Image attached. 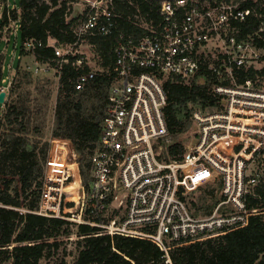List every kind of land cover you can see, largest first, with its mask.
<instances>
[{"label":"built area","instance_id":"built-area-1","mask_svg":"<svg viewBox=\"0 0 264 264\" xmlns=\"http://www.w3.org/2000/svg\"><path fill=\"white\" fill-rule=\"evenodd\" d=\"M247 1L162 0L161 20L144 26L148 33L138 40L119 33L88 187L73 142L55 138L39 208L33 212L94 225L112 236L151 240L163 252L165 264H173L170 251L174 247L242 229L251 217L264 214V207L250 208L248 204V196L264 180V163L262 169L255 167L264 157V82L238 84L233 75V68L253 66L262 57L263 48L254 38L240 40L232 29L234 22H244L252 13L245 8ZM252 1L264 8V0ZM0 7L7 9L9 19L3 30H20L19 20H13L10 12L16 4L0 3ZM116 22L111 7L94 4L73 44L61 47L49 39L48 45L54 48L49 63L59 74L70 57H78L73 65H89L78 53V45L96 36H112ZM212 41L222 48L220 60L209 68L217 78L214 90L221 96L223 108L209 113L195 110L182 158L167 160L164 149L170 136L164 81L170 75L191 81L206 64L204 51ZM24 45L34 50L42 43L30 39ZM3 71L0 93L6 92V102L13 77L9 65H3ZM98 73L91 69L80 72L75 90L83 91ZM228 79L231 84H224ZM206 187L214 189L217 202L206 215H196L187 197ZM20 200L21 206L12 207L21 213L30 211L21 193Z\"/></svg>","mask_w":264,"mask_h":264},{"label":"trees","instance_id":"trees-1","mask_svg":"<svg viewBox=\"0 0 264 264\" xmlns=\"http://www.w3.org/2000/svg\"><path fill=\"white\" fill-rule=\"evenodd\" d=\"M72 1L74 0L40 3L18 1L22 14L18 16L12 10L11 18L19 20L21 25L18 37L20 54L31 51L38 61L50 62L54 58V48L48 45L49 39L55 40L61 47L76 41L73 29L75 19L67 20L71 14ZM161 1L112 0V10L117 21L113 35L90 38V43L101 57L104 71L98 73L96 79L83 91L75 90L74 81L80 72H87L90 67L87 64L82 67L73 65L78 57H70L69 62L63 66L52 136L73 142L81 157V171L87 187L91 178V156L98 147L101 123L106 114L107 97L113 78L109 73L115 62L118 35L124 33L138 40L148 33L149 30L139 24L135 16L139 14L147 22L157 25L161 20ZM245 8H250L252 13L244 22H234L232 29L240 40L254 38L257 46L264 49V30L260 31L264 25V8L252 0L246 2ZM8 22L7 11L4 10L0 24V45L3 41L2 30ZM30 39L41 42L42 45L29 51L24 44ZM3 59L0 56V81L4 75ZM233 75L238 84L246 80L261 79V83H256L260 85L264 82V65L261 68L235 67ZM216 84L217 78L207 63L189 82L172 75L164 81L167 91L164 113L170 137H179L192 127L195 110L209 113L223 108L221 96L214 90ZM224 84H231V80L224 81ZM92 93L97 102L87 106L85 98L87 95L92 96ZM30 108L20 99L15 100L3 110L4 122L0 120V129L5 126L4 131L0 130V157L10 159L15 165L13 172L5 174V177L0 175V190L5 191L10 187L18 189L17 193L9 195L0 191V203L3 205L0 206V264H44V260L58 254L66 243L65 239L75 232L73 227L76 228L78 237L75 241L78 254L73 264H165L163 252L151 240L117 234L112 236L104 234L100 227L94 225L74 224L64 218L33 212L39 208L51 141H43V133L38 127H32ZM185 150L184 141H170L165 144L164 156L167 160L181 159ZM21 176L24 181L22 187ZM20 192L26 208L30 210L26 213L13 208L14 205L10 202L20 201ZM213 199L214 203L209 211L217 202L214 192ZM248 204L250 208L264 207V180L248 196ZM170 255L173 264H264V214L251 217L248 226L242 229L176 246L170 251ZM58 264L67 262L62 258Z\"/></svg>","mask_w":264,"mask_h":264},{"label":"rangeland","instance_id":"rangeland-1","mask_svg":"<svg viewBox=\"0 0 264 264\" xmlns=\"http://www.w3.org/2000/svg\"><path fill=\"white\" fill-rule=\"evenodd\" d=\"M19 0H0V3L4 5H13L16 4L15 11L18 16L22 14V9L18 4ZM31 3H40L43 1L50 0H28ZM100 5L103 7L112 8V0H74L70 2L71 14L68 16L67 20L73 22V29L75 33L80 29L84 23L87 14L93 5ZM3 8L0 7V24L1 17L3 15ZM11 9V8H10ZM7 10V9H6ZM12 12V10H10ZM136 21L145 26L151 27V23L147 22L141 15L137 14L135 16ZM2 43L0 45V56L3 59V65L10 66V74L13 77V82L8 89L7 94V103L0 110V120L4 122V111L8 108V104L13 101L20 99L22 102L27 103L31 108V123L32 127L36 126L43 133V141H51L52 143L55 140V137L52 136V132L55 127V106H56V97L60 84V74L55 67V65L49 62H40L37 60L36 56L30 51V53L20 54V39L19 34L20 30L5 29L2 30ZM16 34V35H15ZM54 44L57 45L55 40H51ZM27 49V47L25 46ZM204 51V60L205 63L209 66L217 64V61L220 60L222 55V48L218 41H212L208 43ZM78 53L83 55L89 64L88 66L94 73H99L104 71L101 66V57L97 54L95 47L90 43V39L83 40L77 47ZM262 55L261 58L254 62L252 65L256 68H261L264 65V49L260 52ZM4 55V56H3ZM3 69V67H2ZM14 88V90H13ZM13 90V91H12ZM87 101V106H91L92 103L97 102V99L92 96L87 95L85 98ZM89 104V105H88ZM4 110V111H3ZM90 111V110H89ZM193 127V125H192ZM192 127L187 130L185 133L179 137H170V141H184L188 143L192 133ZM1 131L5 130L3 126ZM0 131V133H1ZM33 131V128H32ZM31 131V134H32ZM35 131V130H34ZM4 136V135H3ZM2 136V137H3ZM33 136V135H31ZM60 139V138H57ZM63 139V138H62ZM61 139V140H62ZM61 142H65L64 140ZM1 144V143H0ZM1 156V155H0ZM264 163V157H260L255 164V167H260L262 169ZM13 161L6 158L0 157V175L5 177V174L13 172L14 167ZM46 167V166H45ZM21 175V174H20ZM24 185L23 177L21 176V187ZM1 192L7 193V195L12 193H17L18 189L16 187L7 188L5 191L0 190ZM213 188L206 187L204 189L192 192L188 195L187 200L190 208L195 212L196 215L204 216L209 213V209L214 203L213 199ZM22 195V192H20ZM215 196V193H214ZM216 197V196H215ZM217 198V197H216ZM24 199V197H23ZM204 200V201H203ZM11 204L14 206H21L20 201L10 200ZM114 213H110V216ZM109 216V217H110ZM75 231L70 238H66V243L59 250L58 254L55 257H52L49 260H44V264H58L62 258H64L67 264H73L74 260L77 257L76 243L78 239L76 234V228L73 227Z\"/></svg>","mask_w":264,"mask_h":264},{"label":"water","instance_id":"water-1","mask_svg":"<svg viewBox=\"0 0 264 264\" xmlns=\"http://www.w3.org/2000/svg\"><path fill=\"white\" fill-rule=\"evenodd\" d=\"M5 97H6V92H1L0 93V103H4L5 102Z\"/></svg>","mask_w":264,"mask_h":264}]
</instances>
